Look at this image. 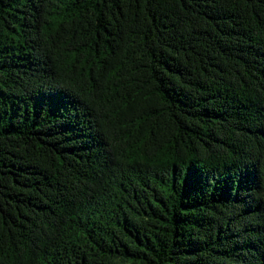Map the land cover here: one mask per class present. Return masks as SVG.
I'll list each match as a JSON object with an SVG mask.
<instances>
[{
	"label": "trees",
	"instance_id": "obj_1",
	"mask_svg": "<svg viewBox=\"0 0 264 264\" xmlns=\"http://www.w3.org/2000/svg\"><path fill=\"white\" fill-rule=\"evenodd\" d=\"M0 264H264V0H0Z\"/></svg>",
	"mask_w": 264,
	"mask_h": 264
}]
</instances>
